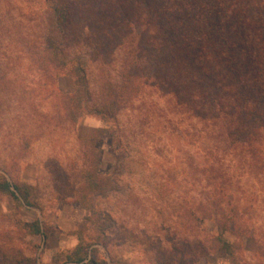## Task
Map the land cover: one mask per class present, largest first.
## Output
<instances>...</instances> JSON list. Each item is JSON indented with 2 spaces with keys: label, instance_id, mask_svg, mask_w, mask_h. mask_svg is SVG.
I'll use <instances>...</instances> for the list:
<instances>
[{
  "label": "rangeland",
  "instance_id": "obj_1",
  "mask_svg": "<svg viewBox=\"0 0 264 264\" xmlns=\"http://www.w3.org/2000/svg\"><path fill=\"white\" fill-rule=\"evenodd\" d=\"M94 1L75 2L71 43H106L105 27L93 17ZM49 20L45 0H0V180L29 185L38 203L30 207L0 192V247L7 251L17 246L38 264H74L66 255L82 237L97 241L92 246L97 258L111 264H264L263 183L252 175L241 177L235 233L223 234L232 251L197 252L196 246L202 240L212 243L218 230L208 219L202 222L203 232L196 226L192 233L191 224L198 223L187 217L192 206L200 215L214 206L206 205L211 197L202 172L205 153L215 145L214 133L177 107L171 95L145 86L119 105L115 119L86 113L73 123L60 93L72 92L73 78L61 76L64 70L47 78L38 57L45 54ZM146 36L153 39L151 31ZM79 50L77 45L66 54ZM114 54L113 65L106 67L112 79L121 70L124 50ZM97 59L87 61L91 86L98 90L95 99L106 80ZM104 127L116 131L97 143L103 172H113L119 188L96 197L95 213L75 200L80 194L73 182L91 161L85 141ZM35 220L42 222L46 235L25 228V222ZM241 225L254 234H239ZM99 226L106 233L101 238Z\"/></svg>",
  "mask_w": 264,
  "mask_h": 264
},
{
  "label": "trees",
  "instance_id": "obj_2",
  "mask_svg": "<svg viewBox=\"0 0 264 264\" xmlns=\"http://www.w3.org/2000/svg\"><path fill=\"white\" fill-rule=\"evenodd\" d=\"M76 1L45 0L50 31L45 36V54L38 55L47 78L63 70L65 75L61 76L73 78L72 92L60 90L73 123L86 113L115 119L119 105L137 97L144 86L157 88L164 96L171 95L177 107L186 109L203 129L210 128L216 138L214 147L205 153L207 160L202 169L207 181L204 188L209 187L211 197L206 205L214 206L201 215L192 206L187 217L198 223L191 224L192 233L208 219L218 230L212 243L202 240L195 249L204 256L219 250L230 253L231 244L223 234L233 230L240 216L235 192L242 186L241 177L252 175L264 185V0H95L92 11L97 13L93 17L97 16L96 25L105 27L106 43L82 45L69 41V32L77 26ZM148 31L153 39L146 36ZM77 45V55L66 54ZM118 48L124 50L123 65L118 77L112 79L106 67L113 65ZM145 55L149 59L142 62ZM94 57L103 62L100 70L102 79H106L96 99L98 90L91 86L87 66ZM115 131L104 127L85 141L90 145L86 144L92 152L91 161L87 169L80 170L79 181L73 182L74 190L80 194L75 200L95 213L96 197L119 188L116 175L103 172L104 158L97 146ZM30 188L11 183L6 177L0 180V192L32 207L38 203ZM24 226L30 234L46 235L41 221L25 222ZM100 226L97 238L106 235ZM243 230V234L248 230L253 233L243 225L238 233ZM96 242L80 237L66 255L67 262L111 264L97 258L92 248ZM0 264L38 261L12 245L7 251L0 247Z\"/></svg>",
  "mask_w": 264,
  "mask_h": 264
}]
</instances>
